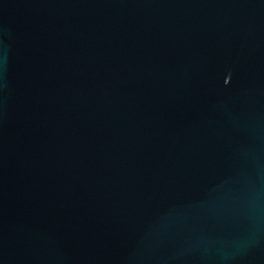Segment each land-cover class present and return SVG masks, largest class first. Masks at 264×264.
Listing matches in <instances>:
<instances>
[{
    "label": "water",
    "instance_id": "95a60500",
    "mask_svg": "<svg viewBox=\"0 0 264 264\" xmlns=\"http://www.w3.org/2000/svg\"><path fill=\"white\" fill-rule=\"evenodd\" d=\"M0 264H264V0H0Z\"/></svg>",
    "mask_w": 264,
    "mask_h": 264
}]
</instances>
